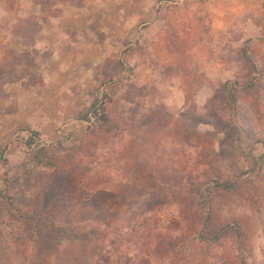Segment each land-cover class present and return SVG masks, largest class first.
<instances>
[{
  "label": "rangeland",
  "instance_id": "rangeland-1",
  "mask_svg": "<svg viewBox=\"0 0 264 264\" xmlns=\"http://www.w3.org/2000/svg\"><path fill=\"white\" fill-rule=\"evenodd\" d=\"M214 1L0 0V264H264L261 216L244 201L264 192V6L252 20L243 0ZM32 16L42 28L23 55L14 28ZM227 81L245 83L234 108ZM106 95L122 132L75 167L33 169L30 130L71 156ZM132 183L168 203L126 205ZM21 209L45 230L30 232ZM208 211L207 241H162L185 232L168 229L182 214ZM229 223L240 237L219 232Z\"/></svg>",
  "mask_w": 264,
  "mask_h": 264
},
{
  "label": "trees",
  "instance_id": "trees-1",
  "mask_svg": "<svg viewBox=\"0 0 264 264\" xmlns=\"http://www.w3.org/2000/svg\"><path fill=\"white\" fill-rule=\"evenodd\" d=\"M36 1H38V3H41L40 0ZM41 28L42 25L40 19L36 16H32L26 22L22 21L14 28L16 35L22 36V38L24 39L23 46L26 47V50L22 52L23 55L27 53V46H30L34 43V38L36 34L41 30ZM245 55L247 56L246 59H248L253 64L254 71L258 72L260 69L256 66L251 56H248L247 52H245ZM33 61L35 65L36 60H34V58ZM33 76H35V79L31 82L33 85L43 84V77L37 74H31L30 77ZM23 84L26 87H29L31 85H28V83ZM253 84L254 82H251L247 86H251ZM240 85H245V83L234 81V85H232L231 87V83L227 81L223 83L219 88L220 93L225 92V95L227 96V99L230 103V108H234L235 105H237L236 103L238 99L235 90L240 87H243ZM107 98L108 96L106 95V97L97 100L94 105L87 111V114L83 115V118L88 121L90 125L87 130L80 135V137L76 138V141H74L73 145L70 147V149H72L74 152L71 156L59 157L58 154L54 153L55 149L59 150L66 148L65 141L60 140L55 143H37V138L40 137V132L38 130L31 129V137L27 141V145L30 148L28 159L30 160L33 169L42 167L52 169L54 168L57 169V171H60L68 167H75L76 165L82 163L85 155H88L89 157L95 156L94 152L99 147V144L101 142H104L113 136H118L123 129L113 120L109 112V101L107 100ZM262 157L264 158V154ZM214 182L218 188H221L220 190L223 193H228L229 191L235 193L239 191L238 184L234 181H220L217 179ZM188 184L193 186L194 182H189ZM139 186V184L132 183L126 187L125 195L128 193L126 198H124L126 205H140L142 202V204L147 207L146 210L151 212L168 203V196L164 197L156 193H151V197L144 198V192H138ZM177 192L178 194L182 193L181 190H177ZM247 196L248 197H246L244 201L250 203L252 207H254L253 210L261 216L262 229L264 231V192L260 193V195L255 194L252 196ZM172 197L174 201H179L180 203L183 202L180 197L177 198L174 195H172ZM19 212L20 216L23 218V221L30 232H41L45 230L47 224L46 221L41 219L40 217L38 218V215L34 214L33 209L31 211H23L21 209ZM180 219L181 220L171 222V226L169 224L170 227L168 226V229L174 227L175 229H177L179 228V225L181 223H184L186 226L185 232H183L178 237H173L169 233H162V241L167 244L169 249L176 251L175 248L177 247V245H179L180 241L183 244L190 240L192 241L193 239H197L198 241H207V229L211 220L209 216V211L206 213V215L202 218L201 221L198 216L194 217V215H191L189 212L187 214H182ZM219 232H223V235L227 232L231 234L236 233L238 237H240L241 235L238 223H229L226 226L222 227ZM211 239H213L212 241L219 240L217 234H215L214 237H212ZM99 263L103 264V261L99 260ZM239 263L249 264L246 258L240 259ZM104 264L108 263L105 262Z\"/></svg>",
  "mask_w": 264,
  "mask_h": 264
},
{
  "label": "crops",
  "instance_id": "crops-1",
  "mask_svg": "<svg viewBox=\"0 0 264 264\" xmlns=\"http://www.w3.org/2000/svg\"><path fill=\"white\" fill-rule=\"evenodd\" d=\"M218 6H223L225 4H229V5H235L237 7V4H239L240 1H236V0H215L214 1ZM244 3L241 2L240 6L242 7H249L246 8L245 11L249 12V18L253 20V16H255V18L257 16H259L260 19H262L263 17V11H261L260 6H264V0H243ZM243 4H247L245 6H242ZM243 10V8H242ZM243 11V13L245 12ZM101 80V78H99V81ZM88 82V81H87ZM87 84V83H85ZM67 125V124H66ZM36 130V129H35Z\"/></svg>",
  "mask_w": 264,
  "mask_h": 264
}]
</instances>
